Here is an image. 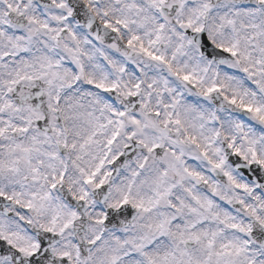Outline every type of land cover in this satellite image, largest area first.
<instances>
[{
    "label": "snow or ice",
    "instance_id": "snow-or-ice-1",
    "mask_svg": "<svg viewBox=\"0 0 264 264\" xmlns=\"http://www.w3.org/2000/svg\"><path fill=\"white\" fill-rule=\"evenodd\" d=\"M0 264H264V0H0Z\"/></svg>",
    "mask_w": 264,
    "mask_h": 264
}]
</instances>
